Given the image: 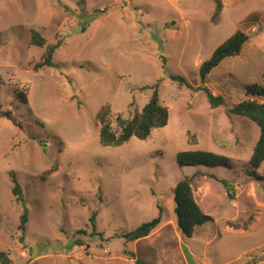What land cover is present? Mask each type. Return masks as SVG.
Instances as JSON below:
<instances>
[{
  "label": "rangeland",
  "instance_id": "374dc122",
  "mask_svg": "<svg viewBox=\"0 0 264 264\" xmlns=\"http://www.w3.org/2000/svg\"><path fill=\"white\" fill-rule=\"evenodd\" d=\"M32 29L44 47L31 44ZM238 30L249 35L241 53L203 83L201 64ZM58 41V66L35 71ZM0 77V252L12 264H264V162L249 163L260 129L229 111L264 102V0H0ZM157 83L168 124L102 145L98 112L133 118ZM203 84L225 103L212 108ZM253 84L261 94L248 92ZM187 150L231 166L180 167ZM185 177L213 218L192 237L174 211ZM159 212L149 235L122 236Z\"/></svg>",
  "mask_w": 264,
  "mask_h": 264
},
{
  "label": "trees",
  "instance_id": "16d2710c",
  "mask_svg": "<svg viewBox=\"0 0 264 264\" xmlns=\"http://www.w3.org/2000/svg\"><path fill=\"white\" fill-rule=\"evenodd\" d=\"M222 11L221 5L218 4L216 15ZM249 35L241 30L236 31L230 38L226 40L213 52L210 59L203 62L199 68L201 81L204 83L210 72L216 68L224 59L236 56L241 53L243 45L246 43ZM31 44L39 47H44L46 39L37 29H32ZM62 45L61 41L55 44L48 45L43 53L41 60L35 64V71H39L44 67H57L58 65L53 61L56 50ZM171 79L178 83L179 86H187L194 88L188 80L181 75H171ZM1 80V77H0ZM205 91L207 99L212 108H216L225 103L224 97L214 94L211 89L204 85L197 87ZM258 84L248 86V92L252 94H261ZM153 93L149 101L144 105L142 110L135 114L133 118H125L122 114L113 115L108 106L102 108L98 114V120L101 124L99 139L100 143L105 146H120L128 141L131 137H138L146 140L154 129L164 127L168 124L170 113L166 106L160 103L159 84L153 87ZM264 91V90H263ZM23 97V95H22ZM26 100V96H24ZM230 113L248 117L255 122L259 129V138L254 146L253 153L249 160L251 168L258 170L264 162V102L257 100H245L237 103L230 108ZM10 115V113H7ZM115 117V125L112 118ZM11 118V116H9ZM177 164L180 167H194V166H226L230 167L231 163L228 157L216 154L205 150H187L181 151L176 157ZM51 171L48 170L47 173ZM14 183L13 193L19 202L24 201L23 191L20 183L14 172H11ZM175 214L177 217V225L179 230L187 237H192L198 226L204 225L212 221V216L206 214L195 199L192 188V180L185 177L179 180L174 188ZM29 220L28 211L21 216L20 230L24 233L26 224ZM96 213L91 216V221L94 225L95 231ZM162 213L153 219L141 223L138 227L130 232L122 234L128 240H138L151 233L161 223ZM24 240V236H22ZM81 240L76 243L81 244ZM1 264H12V261L5 252H0ZM137 264H144L141 260H137Z\"/></svg>",
  "mask_w": 264,
  "mask_h": 264
}]
</instances>
